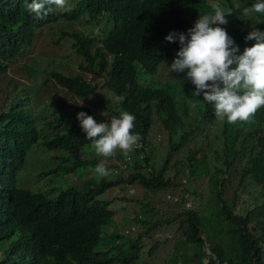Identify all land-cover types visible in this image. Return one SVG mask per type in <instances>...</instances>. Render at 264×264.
Returning a JSON list of instances; mask_svg holds the SVG:
<instances>
[{
	"label": "trees",
	"instance_id": "trees-1",
	"mask_svg": "<svg viewBox=\"0 0 264 264\" xmlns=\"http://www.w3.org/2000/svg\"><path fill=\"white\" fill-rule=\"evenodd\" d=\"M213 1L68 0L66 8H54L38 20L26 10V0H0V72L25 50L38 27L57 18L70 22V30L60 34L70 37L79 59L80 72L51 68L28 90L14 81L13 94L0 108V239L15 235V244L29 252V264H40L45 257L51 264H264V108L254 122L232 125L218 120L214 107L203 95L194 96L186 80L166 77L149 93H141L136 84L140 80L145 86L150 80L149 51L165 53L166 44L150 32L152 27L174 24L173 14L181 8L210 13L206 5ZM218 1L232 11L220 27L235 44L253 26L264 25L256 14L242 15L256 0ZM52 81L77 97L106 88L104 122L128 111L136 118L133 131L141 136L130 159L117 152L105 162L118 160L107 165L110 175H90L81 189H43L32 177L16 176L31 149L56 162L65 160L68 171L100 163L76 151L91 146L77 114L85 112L101 123L104 113L93 115L73 100L53 96L39 104ZM120 95L123 103L116 102ZM160 143L165 151L158 150ZM126 165L130 172L125 177L111 172ZM126 181L142 191L129 199L137 207L122 205L123 216L116 222L110 200L96 196ZM250 184L262 189L247 200ZM165 195L180 205L178 210H156V204H168ZM125 223H131L133 236L117 233ZM166 224L173 227L170 236L164 235ZM106 227H112L110 236L120 237L119 242L108 241Z\"/></svg>",
	"mask_w": 264,
	"mask_h": 264
},
{
	"label": "clouds",
	"instance_id": "clouds-1",
	"mask_svg": "<svg viewBox=\"0 0 264 264\" xmlns=\"http://www.w3.org/2000/svg\"><path fill=\"white\" fill-rule=\"evenodd\" d=\"M67 5L68 0H26L25 4L26 10L38 20L46 18L54 8L64 9ZM206 6H209L210 13H200L199 8L196 11L181 8L173 14L176 20L174 24H156L152 27L150 32L157 36L160 43L166 44L165 53L161 50L149 51L150 80L145 86L140 80L136 84L140 87L141 93H149L153 88L161 87V84L166 83V77H172L178 81L189 79L195 86L194 88L189 85V88L193 89L192 94L203 95V101L214 107L218 120L232 125L238 122L252 123L256 113L264 108V25L253 26L251 32L241 37V41L235 44L226 29L220 27L228 23L226 17L232 15L230 7L228 9L222 7L218 0ZM253 14L264 21V0H256L250 7L243 9V16L248 17ZM59 19L64 18H57L55 21ZM65 20L68 22L67 19ZM81 72L86 80H91L92 76L89 79L86 78V74L89 73L82 69ZM99 88L103 89V87H97ZM115 99L117 103H123L125 97L120 95ZM103 118L101 123H97L85 112L77 114L82 132L86 139L91 141L90 148L102 158L100 163L94 165V172L98 178H107L110 175L107 165L118 161L105 163L109 158L113 160L112 157L119 152L125 159H130V153L141 140L140 134L133 131L136 118L128 111H121L118 116H113L107 122H104ZM58 163L66 165L63 159H60ZM119 170L121 169H113L111 172L121 174ZM86 182L90 181L86 179ZM116 184L133 185L127 181ZM110 187L101 189L96 197L101 198L99 195ZM261 189L262 186L259 188L250 184V192L244 198L253 199ZM184 196H186L185 193ZM132 197V195L121 196L125 199ZM101 199L110 200L109 207L113 209L114 214V198L105 196ZM105 229L103 234L108 237L109 242H112V236H110L112 227L109 233H106ZM12 236L14 241L7 254L0 258V264H29V252L25 250V247L15 244V235L8 238ZM40 264H51V259L45 257Z\"/></svg>",
	"mask_w": 264,
	"mask_h": 264
},
{
	"label": "rangeland",
	"instance_id": "rangeland-1",
	"mask_svg": "<svg viewBox=\"0 0 264 264\" xmlns=\"http://www.w3.org/2000/svg\"><path fill=\"white\" fill-rule=\"evenodd\" d=\"M69 30L70 22H67L65 19H59L58 21L52 20L35 30L34 35L25 50L16 54L9 62L6 71L0 73V108H4L7 98L13 94L14 91L12 90V84L14 81L23 83L24 89L28 90V87L33 81H39L47 76L48 70L51 68L61 72H80L77 68L79 59L75 53L74 47L71 46L70 37L60 34V32H66ZM96 31V27L92 28V32ZM96 35L102 36L103 34ZM24 66H28L30 70L25 69ZM90 76L91 75L86 74L87 79H89ZM96 79L98 80V84H100L101 78ZM186 81L188 85H192L189 79ZM191 87L195 88L194 85ZM49 96H53L57 99L73 100L76 105L87 108L93 115L101 110L103 112L105 106L109 105V102L106 101L109 92L105 88L97 89V92H94L87 98H80L74 97L71 93L67 92L64 88L56 85L52 81L48 84L46 92L39 97L40 101L38 103L41 104L47 101ZM100 99L102 101L101 104L99 103ZM103 113L104 114L100 120H102L106 114L105 112ZM159 140H162L165 144L163 134H159ZM158 150L165 151L162 143L159 144ZM76 151L81 157H85L86 159L96 158L99 161H102V158L96 155L94 149L82 146L77 148ZM104 161L105 160H103V162ZM85 167H88V165L82 164L77 169L68 171L64 165H60L58 162L50 159L41 150L31 149L26 156L24 165L18 171L16 176L18 178L22 175L32 177L34 181H39V184L43 189L49 185L55 186L58 189L66 186H74L81 189L90 183L86 182V179L89 178L90 175L96 176L93 168L86 170ZM119 171L121 172V175L125 177L130 172V168L126 165ZM141 191L142 188L139 185L116 184L100 194L99 197L103 198L107 196L108 198H114V219L118 222L123 216L121 215L124 209L122 208V205L125 204L126 209H131L133 207L136 208L138 205L134 200L121 198V196L132 195L133 197H140ZM165 196L168 198V204L165 202L158 203L156 204V210H163L164 208L178 210L180 205L178 203H172L171 198L167 197V195ZM123 226L119 227L120 229L117 233L123 234L124 236H133L135 234L129 227L131 226V223H125ZM134 228L137 227L135 226ZM109 231L110 227H106L105 232L109 233ZM163 232L164 235L170 236L173 233V227L166 224ZM112 240L114 242H119L120 237H113ZM13 241V236L8 239L0 240V258L7 254ZM96 244L93 246V250H96L99 243ZM19 253L23 252L19 251Z\"/></svg>",
	"mask_w": 264,
	"mask_h": 264
}]
</instances>
